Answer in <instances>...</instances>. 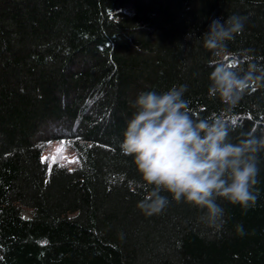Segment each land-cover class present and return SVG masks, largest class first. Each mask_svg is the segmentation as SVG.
<instances>
[{
	"label": "trees",
	"instance_id": "obj_1",
	"mask_svg": "<svg viewBox=\"0 0 264 264\" xmlns=\"http://www.w3.org/2000/svg\"><path fill=\"white\" fill-rule=\"evenodd\" d=\"M232 15L244 30L221 56L264 70V0H0V264H264V152L255 206L219 200L215 233L184 202L144 214L119 149L136 96L173 84L234 141L264 129V86L230 112L208 95L216 58L199 36ZM56 141L77 162L46 159Z\"/></svg>",
	"mask_w": 264,
	"mask_h": 264
},
{
	"label": "clouds",
	"instance_id": "obj_2",
	"mask_svg": "<svg viewBox=\"0 0 264 264\" xmlns=\"http://www.w3.org/2000/svg\"><path fill=\"white\" fill-rule=\"evenodd\" d=\"M245 19L239 15L213 19L199 36L216 58L208 95L219 99L226 112L236 108L253 85L264 86V70L252 64L245 69L221 56L228 51V42L244 30ZM187 91L186 84L141 91L132 101L133 112L119 149L132 158L141 177L137 206L144 214H160L172 200L184 202L200 211L199 223L219 233L226 224L219 200L245 210L255 206L264 129L259 134L254 129L234 141L231 124L222 114H193L185 98ZM236 231L245 234L242 224L236 225Z\"/></svg>",
	"mask_w": 264,
	"mask_h": 264
},
{
	"label": "rangeland",
	"instance_id": "obj_3",
	"mask_svg": "<svg viewBox=\"0 0 264 264\" xmlns=\"http://www.w3.org/2000/svg\"><path fill=\"white\" fill-rule=\"evenodd\" d=\"M60 149H62V151ZM43 155L48 160L59 157L64 158L69 162L75 160L74 153L69 151L68 146L63 141H56L48 144ZM23 215H27V212H23Z\"/></svg>",
	"mask_w": 264,
	"mask_h": 264
},
{
	"label": "snow or ice",
	"instance_id": "obj_4",
	"mask_svg": "<svg viewBox=\"0 0 264 264\" xmlns=\"http://www.w3.org/2000/svg\"><path fill=\"white\" fill-rule=\"evenodd\" d=\"M61 151H62V149H60ZM70 162H77V161H75V160H72V161H70Z\"/></svg>",
	"mask_w": 264,
	"mask_h": 264
}]
</instances>
